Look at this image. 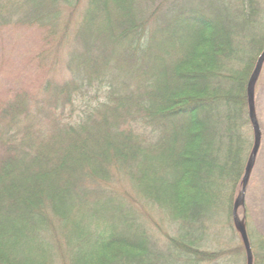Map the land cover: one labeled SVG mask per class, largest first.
Masks as SVG:
<instances>
[{"label":"trees","instance_id":"trees-1","mask_svg":"<svg viewBox=\"0 0 264 264\" xmlns=\"http://www.w3.org/2000/svg\"><path fill=\"white\" fill-rule=\"evenodd\" d=\"M214 2L0 0V264H248L264 8Z\"/></svg>","mask_w":264,"mask_h":264},{"label":"rangeland","instance_id":"rangeland-1","mask_svg":"<svg viewBox=\"0 0 264 264\" xmlns=\"http://www.w3.org/2000/svg\"><path fill=\"white\" fill-rule=\"evenodd\" d=\"M181 5L189 8L208 9L211 6L216 7L214 0H178ZM236 0H229V5L235 4ZM237 4V3H236ZM261 6L264 8V0H261ZM264 17V15H263ZM264 20V18H263ZM262 20V22H263ZM263 28V27H262ZM255 96L259 114V125L261 131V145L258 157L252 168L250 181L247 187L243 205L249 211L252 222L255 227L264 233V65L262 72L255 85ZM258 119V118H257ZM238 217L243 219V214Z\"/></svg>","mask_w":264,"mask_h":264},{"label":"water","instance_id":"water-1","mask_svg":"<svg viewBox=\"0 0 264 264\" xmlns=\"http://www.w3.org/2000/svg\"><path fill=\"white\" fill-rule=\"evenodd\" d=\"M264 65V51L260 55L256 67L250 77L249 83H248V98H249V105H250V116L253 124V130H254V135H255V143H254V148L252 151V154L248 160L245 175L243 177V184H242V190L237 197L234 205V218L236 221L237 228L242 236L246 251H247V256H248V264H253V252L251 248V244L249 241L248 233L246 226L244 224V221L238 217V209L240 206H242L247 187L250 181L251 177V172L252 168L254 166V163L258 157L259 151H260V145H261V131H260V125L255 113V85L256 82L262 72Z\"/></svg>","mask_w":264,"mask_h":264}]
</instances>
